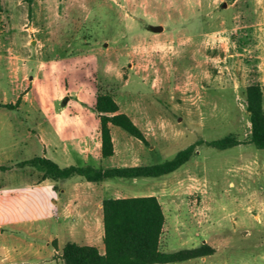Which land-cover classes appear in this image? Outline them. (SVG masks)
<instances>
[{
  "label": "rangeland",
  "instance_id": "rangeland-1",
  "mask_svg": "<svg viewBox=\"0 0 264 264\" xmlns=\"http://www.w3.org/2000/svg\"><path fill=\"white\" fill-rule=\"evenodd\" d=\"M257 83L264 0H2L0 121L21 123L0 130V163L34 155L24 134L44 138L110 92L146 115L150 144L158 121L171 124L154 163L203 142L180 176L139 181L163 206V251L215 248L168 264H264V149L250 142L245 96ZM226 136L240 144H207Z\"/></svg>",
  "mask_w": 264,
  "mask_h": 264
},
{
  "label": "crops",
  "instance_id": "crops-1",
  "mask_svg": "<svg viewBox=\"0 0 264 264\" xmlns=\"http://www.w3.org/2000/svg\"><path fill=\"white\" fill-rule=\"evenodd\" d=\"M77 111L79 114L75 117L65 115L61 127L56 128L53 123V130L44 138L36 140L28 133L24 134L28 150L39 151L20 161L45 156L63 167L90 164L111 168L154 164V154L166 151V141L161 135L170 129L169 122L158 121L156 127L160 136L158 143L153 145L146 131V115L138 116L121 109L143 131L148 144L111 124L114 154L103 157L98 113L94 106ZM19 122L0 121V130L14 128ZM133 139L139 142L135 145ZM191 158L169 174L180 176ZM3 165L0 163V264H66L62 253L69 242L95 246L104 254L103 201L107 198L149 195L159 199L156 192L146 191L145 185L141 186L139 181L165 176L115 177L101 182L88 181L79 176L53 180L44 177L42 171L32 166L3 168ZM139 189L144 191L131 193Z\"/></svg>",
  "mask_w": 264,
  "mask_h": 264
},
{
  "label": "trees",
  "instance_id": "trees-1",
  "mask_svg": "<svg viewBox=\"0 0 264 264\" xmlns=\"http://www.w3.org/2000/svg\"><path fill=\"white\" fill-rule=\"evenodd\" d=\"M31 3L33 0H26ZM2 0H0V10ZM247 111L251 123L250 142L258 149H264V86L252 84L246 87ZM7 107L12 108L11 104ZM95 111L101 120L102 155L114 154L110 125L123 128L130 135L140 139L144 144L148 140L143 131L129 115L120 112V107L110 92L99 93ZM197 141L178 151L171 159L163 162L104 168L90 164L60 166L45 156H35L17 162V166H32L43 172V176L53 180L67 179L75 176L88 181L101 182L108 178L158 177L172 173L185 164L195 152ZM217 149L234 147L240 142L230 136L207 142ZM3 168H5L3 166ZM104 210V244L106 251L90 245L67 243L63 248L62 258L66 264H168L205 257L215 253L209 243L182 248L176 251L161 249V235L165 225V213L160 200L154 196H132L107 198L103 201Z\"/></svg>",
  "mask_w": 264,
  "mask_h": 264
},
{
  "label": "water",
  "instance_id": "water-1",
  "mask_svg": "<svg viewBox=\"0 0 264 264\" xmlns=\"http://www.w3.org/2000/svg\"><path fill=\"white\" fill-rule=\"evenodd\" d=\"M151 29L156 31V32H159V31H162L164 29V26H162V25H154V26H151Z\"/></svg>",
  "mask_w": 264,
  "mask_h": 264
}]
</instances>
